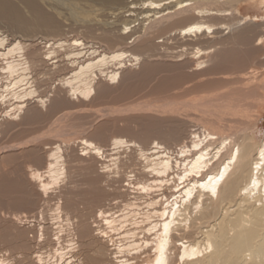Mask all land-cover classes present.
I'll return each instance as SVG.
<instances>
[{"label":"bare ground","instance_id":"bare-ground-1","mask_svg":"<svg viewBox=\"0 0 264 264\" xmlns=\"http://www.w3.org/2000/svg\"><path fill=\"white\" fill-rule=\"evenodd\" d=\"M240 2L132 0L126 16L141 19L142 29L133 30L129 21L118 40L125 43L128 35H137L131 43L143 52L130 48V42L112 49L102 41L81 38L42 37L37 43H26L0 27V105H4L0 116L18 118L32 101L48 108L53 94L43 86L52 81H58L68 97L91 100L101 81L120 83L128 69L156 56V49H169L166 44L177 38L185 41L178 56L184 59L191 49L196 69L207 68L211 57L229 56L226 50L213 53L225 46L223 34L237 29L232 41L246 40ZM184 13L195 18L176 27L168 23ZM203 37L208 45L194 42ZM256 41L264 44V35ZM159 83L156 87L163 89L172 82L165 77ZM251 128L222 134L200 124L176 143L156 138L150 146L116 136L114 153L129 150L123 160L120 156L106 159L100 144L79 138L86 150L81 155L106 159L103 171L135 195L123 199L121 209L99 208L90 226L76 227V217L62 208L61 199L50 208V225L44 211L31 219L26 213L6 214L7 224L0 231V264H28L24 249L30 238L51 245L45 252H32L35 264H104L105 245L113 264H264V135L257 137L248 132ZM64 161L62 145L56 144L45 168L31 171L46 196L65 178ZM26 223L38 226L35 234L22 228ZM92 233L98 249L85 243Z\"/></svg>","mask_w":264,"mask_h":264},{"label":"rangeland","instance_id":"rangeland-1","mask_svg":"<svg viewBox=\"0 0 264 264\" xmlns=\"http://www.w3.org/2000/svg\"><path fill=\"white\" fill-rule=\"evenodd\" d=\"M131 1L0 0V27L26 43L30 40L37 43L42 37L81 38L102 41L112 49L130 42V48L143 52L131 43L137 35L132 38L128 35L125 43L118 40L123 25L129 21L134 24L133 30L142 29L141 19L126 16L125 10ZM239 8L246 20L242 27L246 40L240 44L232 41L239 34L237 29L223 34L224 49L213 53L226 50L229 56L211 57L207 68L196 69L189 55L191 49L188 56L181 59L178 56L180 45L185 41L177 38L166 44L169 49H156L153 52L156 56L145 57L140 66L128 69L120 83L106 85L101 81L91 100L68 97L58 81L51 80L43 86L53 91L54 100L48 108L32 101L18 118L0 116V231L7 224L6 214L10 213H26L31 219L44 211L50 225V208L58 199L62 200V208L76 217V227L90 226L99 208H123L121 201L135 193L126 190L123 182L109 178L102 165L112 156L123 160L129 152L121 148L119 154L114 153L112 142L116 136L137 140L146 146L156 138L172 144L200 124L222 134L252 126L248 132L259 138L263 136L264 44H256V40L264 35V0H241ZM193 18V14L184 13L168 23L176 27ZM194 42L208 45L204 37ZM165 77L171 78V85L157 88L160 79ZM151 89L154 91L150 92ZM3 106L0 105V112ZM81 137L100 144L105 149L106 159L81 155L86 152L84 144L78 142ZM56 144L63 148L66 176L60 186L46 196L30 174L33 169L45 168L49 152ZM115 200L119 202L111 204ZM11 221L16 226L15 221ZM28 225L23 224L22 228L35 234L38 226ZM30 239L24 251L28 264H35L32 252L36 249L45 252L51 245ZM85 243L91 249L99 248L94 233ZM2 247L3 241L0 242ZM105 247L104 264H113L110 248Z\"/></svg>","mask_w":264,"mask_h":264}]
</instances>
